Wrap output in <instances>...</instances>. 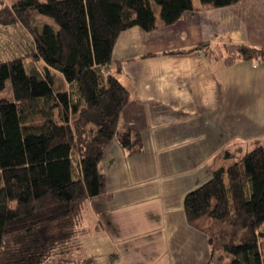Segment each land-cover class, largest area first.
I'll return each instance as SVG.
<instances>
[{
    "label": "trees",
    "instance_id": "obj_1",
    "mask_svg": "<svg viewBox=\"0 0 264 264\" xmlns=\"http://www.w3.org/2000/svg\"><path fill=\"white\" fill-rule=\"evenodd\" d=\"M199 1L220 7L239 0ZM195 7L194 0L0 4V20L19 19L34 41L32 64L26 56L0 60V264H45L55 254L62 264H99L68 255L78 244L88 198L106 190L100 161L120 134L128 98L124 87H115L111 62L101 58L97 44L113 45L135 25L153 30L172 24ZM36 14L51 17L57 27L38 28ZM195 50L225 56L206 41L173 52ZM226 51L231 58L264 60V46ZM121 140L130 154L143 150L137 130L127 129ZM184 205L189 223L210 240L211 264H264V143L251 142L231 164L214 167L208 180L186 194Z\"/></svg>",
    "mask_w": 264,
    "mask_h": 264
},
{
    "label": "crops",
    "instance_id": "obj_2",
    "mask_svg": "<svg viewBox=\"0 0 264 264\" xmlns=\"http://www.w3.org/2000/svg\"><path fill=\"white\" fill-rule=\"evenodd\" d=\"M194 3L172 24L153 30L135 25L113 45L97 44L111 62L115 87H124L128 98L120 134L100 161L106 190L88 198L81 212L78 244L68 254L73 259L211 264L210 240L189 223L184 200L214 167L231 164L251 142L264 143V60L231 58L226 51L264 46V0ZM205 41L225 56L173 52ZM127 129L140 132L141 152L123 146ZM89 249L96 252L91 256Z\"/></svg>",
    "mask_w": 264,
    "mask_h": 264
},
{
    "label": "rangeland",
    "instance_id": "obj_3",
    "mask_svg": "<svg viewBox=\"0 0 264 264\" xmlns=\"http://www.w3.org/2000/svg\"><path fill=\"white\" fill-rule=\"evenodd\" d=\"M2 2L10 4L11 0H0V4H2ZM152 2L155 9L157 11H160L159 5L154 1ZM45 23H50L54 25V27H57L56 22L51 17L42 14L34 15L33 24L35 26L41 28ZM33 45L34 41L32 33L19 19L6 22L4 20H0V60H7L19 56H26L27 63L32 64L34 59L30 54ZM2 95L3 93H0V96ZM238 155V157H240L242 154ZM98 243L100 245V249L104 248L106 245L103 240L98 241ZM260 245L261 251L264 255V236L261 237ZM89 252L92 256L96 252V250L89 249ZM61 257L62 256H60L59 254H55L53 257L48 259L45 264H62ZM228 259H230V256L228 257Z\"/></svg>",
    "mask_w": 264,
    "mask_h": 264
}]
</instances>
